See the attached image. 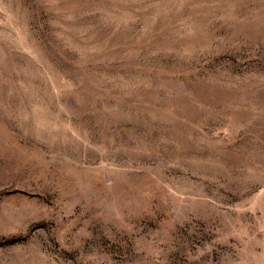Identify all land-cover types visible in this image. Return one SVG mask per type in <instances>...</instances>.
<instances>
[{
    "label": "rangeland",
    "instance_id": "374dc122",
    "mask_svg": "<svg viewBox=\"0 0 264 264\" xmlns=\"http://www.w3.org/2000/svg\"><path fill=\"white\" fill-rule=\"evenodd\" d=\"M0 264H264V0H0Z\"/></svg>",
    "mask_w": 264,
    "mask_h": 264
}]
</instances>
